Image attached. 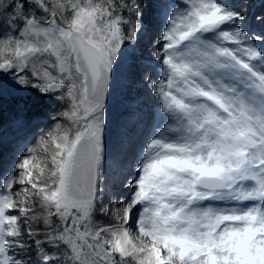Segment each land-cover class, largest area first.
Segmentation results:
<instances>
[{
  "label": "snow or ice",
  "instance_id": "6c2138e0",
  "mask_svg": "<svg viewBox=\"0 0 264 264\" xmlns=\"http://www.w3.org/2000/svg\"><path fill=\"white\" fill-rule=\"evenodd\" d=\"M245 19L229 0H0V74L64 105L0 172V264H264V33ZM122 78L162 121L125 161L105 137Z\"/></svg>",
  "mask_w": 264,
  "mask_h": 264
},
{
  "label": "trees",
  "instance_id": "16d2710c",
  "mask_svg": "<svg viewBox=\"0 0 264 264\" xmlns=\"http://www.w3.org/2000/svg\"><path fill=\"white\" fill-rule=\"evenodd\" d=\"M229 3L233 4L237 8H240V10L244 13L246 19L243 28L246 31L249 33H264V23H261L257 19L260 16H264V0H229ZM153 33L154 32L150 31L144 36L139 51L143 52V49L146 47L150 37L154 35ZM11 79L10 73L0 79V172L10 169L13 163L16 162L17 158L21 156L17 151L20 147L21 138L29 139L37 137L38 127L36 126H39L41 121L49 119V116L46 113H42L38 118H36L40 111L43 110L42 105L38 104L36 107L33 105L26 107V98L20 97V100L15 99V95L10 93L13 95L11 96L8 93L12 92L14 89L17 90L15 87L12 88V86V90L9 88L8 83ZM138 80V78L134 80L124 79V82L126 83V92L119 100V106L117 107L118 111L122 109L120 113H117V117L120 116L126 120L124 130L125 136L123 138L124 147L127 152L126 156L129 154L128 148L130 146L127 133L130 129L135 128L136 133L133 135L132 140L139 135L141 128L139 125L134 127V123L136 122V119H138L139 122H144L148 116L147 107H150L148 102L146 103L142 100V93L139 92ZM13 83L14 81L11 82V84ZM129 83L131 85H129ZM21 101H24L23 105H21ZM155 129V127H152V131H155ZM25 144H30V141ZM122 156L121 161H125L126 156ZM116 175L118 174L115 172L110 174L107 186L109 189L114 187V193L121 194L122 192H117L121 177L119 175L116 177ZM98 219L103 222L107 220V217L98 215Z\"/></svg>",
  "mask_w": 264,
  "mask_h": 264
},
{
  "label": "rangeland",
  "instance_id": "374dc122",
  "mask_svg": "<svg viewBox=\"0 0 264 264\" xmlns=\"http://www.w3.org/2000/svg\"><path fill=\"white\" fill-rule=\"evenodd\" d=\"M154 35L150 37L149 41L154 39L155 33H153ZM147 39V37H146ZM149 41L146 44V47L143 49L144 55L145 57L150 56L151 51H152V47L149 46ZM146 49V51H145ZM150 61L148 59H145L142 63L144 64H148ZM153 67H155V65H153ZM153 77V79H157L156 73L155 72H151L150 73ZM12 78V76H11ZM12 80V79H11ZM8 83L9 88L11 89V86L13 88V84H11V81ZM126 83L124 82V79L122 78L120 83L115 85L109 95V102L108 105L105 107V121H106V132H105V137H106V142L108 144V148H109V153L111 155H115V151H116V146L118 144L119 141H121V139L124 138L125 136V126H126V120L121 118L120 116L117 117V113L120 111L117 110V107L119 106V100L121 99V97L125 94L126 92V87H125ZM129 85H131L129 83ZM138 87H139V92L142 93V100L144 102H148V104L150 105V107H147V118L144 122H136V124L134 125V127H137L138 125L141 128V132L139 135H137L133 140H131L132 144L130 143L129 149H128V156L125 157L126 160H130L131 156L133 154V152H138L139 151V146L140 144L143 142L144 139L147 138V136L149 134H151L152 132V127L157 128L158 125L162 126V121H161V117L159 114V109L157 108L156 105V101L153 98L152 94L149 91V86H146L144 83L140 82L138 80ZM22 88V87H21ZM12 90V89H11ZM9 94L12 93L13 95H15V99H19L20 97L22 98H26V107L33 105L34 107H36V105L40 104L43 106V110L40 111V113L36 116V118L39 117V115H41L42 113H46L49 116V119H45L43 121H41V124L38 127V136L34 137V138H21L20 140V147L17 149L18 153L20 155H22L23 153L26 152V146H30L32 144H34L36 142V140L39 138V136L48 131L49 129H51L55 123V121L52 119V117L57 114L58 112L62 111L64 109V105L63 103L59 102V101H55V100H47L44 103H37L35 97L33 95H30L28 92H25V94H22L24 92L21 91H17V90H12V92H8ZM11 95V94H10ZM11 95V96H13ZM12 98V97H11ZM24 101H21V105H23ZM119 118V119H117ZM38 123V122H37ZM115 125V127H114ZM156 131V129H155ZM35 132V131H33ZM135 133H136V129H135ZM138 140V142H137ZM30 144L26 145L25 143L29 142ZM137 142V143H136ZM134 143H136L135 145H133ZM134 146V148H133ZM116 177H118V175H116ZM108 188V192L109 194L115 195H123L126 194V192L121 189L120 185H118V189L117 192H122L121 194H116L114 193L115 190L113 189L114 187H111L109 189ZM113 196V198H114ZM105 204H108V200L105 199Z\"/></svg>",
  "mask_w": 264,
  "mask_h": 264
},
{
  "label": "water",
  "instance_id": "95a60500",
  "mask_svg": "<svg viewBox=\"0 0 264 264\" xmlns=\"http://www.w3.org/2000/svg\"><path fill=\"white\" fill-rule=\"evenodd\" d=\"M8 74H0V79L1 78H4L5 76H7ZM22 94H25V92L24 93H22ZM108 102H109V97H108V99H107V101H106V105H105V107L108 105Z\"/></svg>",
  "mask_w": 264,
  "mask_h": 264
},
{
  "label": "bare ground",
  "instance_id": "6f19581e",
  "mask_svg": "<svg viewBox=\"0 0 264 264\" xmlns=\"http://www.w3.org/2000/svg\"><path fill=\"white\" fill-rule=\"evenodd\" d=\"M135 123H136V122H135ZM135 123H134V124H135Z\"/></svg>",
  "mask_w": 264,
  "mask_h": 264
}]
</instances>
